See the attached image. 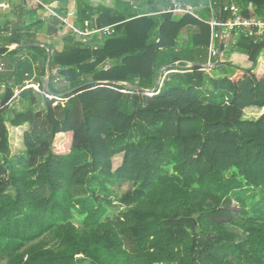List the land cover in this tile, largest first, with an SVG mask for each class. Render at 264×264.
Returning a JSON list of instances; mask_svg holds the SVG:
<instances>
[{
  "label": "trees",
  "instance_id": "obj_1",
  "mask_svg": "<svg viewBox=\"0 0 264 264\" xmlns=\"http://www.w3.org/2000/svg\"><path fill=\"white\" fill-rule=\"evenodd\" d=\"M26 2L0 10V264H264V114L245 118L264 74L224 54L205 70L209 21L264 22V0H43L77 32ZM51 24L60 51L38 38ZM227 41L264 65V36ZM8 125L28 127L19 155Z\"/></svg>",
  "mask_w": 264,
  "mask_h": 264
},
{
  "label": "rangeland",
  "instance_id": "obj_2",
  "mask_svg": "<svg viewBox=\"0 0 264 264\" xmlns=\"http://www.w3.org/2000/svg\"><path fill=\"white\" fill-rule=\"evenodd\" d=\"M71 1V5L70 7L73 8V4L75 0H70ZM88 2H90L91 4H105V5H112L114 0H87ZM21 7H23L22 2L19 4ZM6 6V5H5ZM48 7L50 8H55L59 9V4L58 3H53L51 5H48ZM25 10L24 12H27L29 10H35L37 8H34L29 2H26V6L24 7ZM7 6L4 7L3 9H0L2 12V19L1 22L3 23L6 21L11 22H15L16 21V16H18V13L21 12V9L19 8L18 13H14L12 11H9V9H7ZM49 9V8H48ZM73 12H71L68 17L66 19H63L66 23L68 21L69 24H71V22L68 19H71V14ZM49 14H55V12L51 11L49 9V11L47 10L46 12H44L41 9L37 10V19H41L44 20L45 22L48 23V19H50V15ZM200 14V13H198ZM200 16V15H199ZM62 17V16H61ZM204 18H209L208 16H203ZM63 21V22H64ZM65 25V24H64ZM51 30H50V28ZM53 27V28H52ZM60 29V26L57 25H48L45 28H43V30H40L38 32V38L39 40L44 43V44H51L52 46L56 45V46H60V48L62 49L63 47V43L61 40V36H59L57 33V30ZM72 30L74 32H76L77 30L73 27ZM81 35V34H80ZM62 46V47H61ZM11 49H15V46H12ZM230 63H232L230 61ZM240 63V62H239ZM246 63H244L243 65H245ZM215 67V66H214ZM264 114V109L263 110H259V109H255V108H248L245 112V118L247 119H257L259 118L261 115ZM9 127V132H10V143H11V149H12V155H19L24 151V145H23V133L27 130L28 127H22V128H12L8 125ZM71 141H72V135L71 134H62V135H58L56 138V141L54 143V152L56 154H67L69 153L70 150V146H71ZM120 163V158H116L115 159V166H118ZM128 190V186H124L121 189V192H126Z\"/></svg>",
  "mask_w": 264,
  "mask_h": 264
},
{
  "label": "built area",
  "instance_id": "obj_3",
  "mask_svg": "<svg viewBox=\"0 0 264 264\" xmlns=\"http://www.w3.org/2000/svg\"><path fill=\"white\" fill-rule=\"evenodd\" d=\"M27 3L29 2L34 8H40L41 10H43L44 12H46L47 10L49 11V9L53 12H55V14H49L50 18H56L58 19L62 24H65L69 27H71V29L73 28V26H71L68 21L67 23L63 20L66 19L64 16H60L56 10H54L55 8H50L48 7V5L46 3L43 2V0H26ZM4 7H6L4 4H0V9H3ZM49 8V9H48ZM231 12H232V17L226 21V22H222L220 20H217L215 18H212L209 23L210 26L215 29V32L213 33V38H212V43L209 49L210 52V61L207 64L205 70L209 71L210 69H212L215 65L211 62V58H218L221 59L223 57L224 52H221V50L218 48V44L222 45L228 44V38L230 37L232 32H235L236 36H238L241 33H245L246 36H264V22L257 20V19H244L242 18V16L239 13V9L237 7H231ZM173 13L175 14H193V10L191 7H184L179 3H175L174 9L172 10ZM74 13L71 14V16H73ZM69 20V19H68ZM64 21V22H63ZM77 32V31H76ZM97 33L99 34H111L113 33V29L112 28H106L104 30L98 31ZM81 34V33H79ZM84 35V34H81ZM86 35V34H85ZM221 47V46H220ZM190 67V66H188ZM3 69V65H0V72ZM29 87L33 88L34 90H36L37 92H41L38 86L35 85H30ZM0 88L4 89V85L0 86ZM18 92L16 93L15 97L17 96ZM46 94V93H45ZM47 97L52 98L50 95H47Z\"/></svg>",
  "mask_w": 264,
  "mask_h": 264
},
{
  "label": "crops",
  "instance_id": "obj_4",
  "mask_svg": "<svg viewBox=\"0 0 264 264\" xmlns=\"http://www.w3.org/2000/svg\"><path fill=\"white\" fill-rule=\"evenodd\" d=\"M23 1L24 0H0V4L6 5L7 9H9V11H12L14 13H18L19 8H20L19 4L21 2L23 3ZM56 49L59 51L61 50L60 46H56ZM224 56L228 57L230 59V61L236 67H239V69H241V70L252 69L253 72L256 73L257 75L264 74V65L255 64L253 66V64L250 63V61L248 60L247 57L233 51L232 44L230 42H228V44L225 45V47H224ZM259 62L263 63L264 57L262 59H260ZM244 63H246V64L243 65ZM241 70H239V72H237V74L239 76L243 74V71L241 72Z\"/></svg>",
  "mask_w": 264,
  "mask_h": 264
},
{
  "label": "water",
  "instance_id": "obj_5",
  "mask_svg": "<svg viewBox=\"0 0 264 264\" xmlns=\"http://www.w3.org/2000/svg\"><path fill=\"white\" fill-rule=\"evenodd\" d=\"M30 46H37V45H29V46H22V47H24V48H26V47H30ZM15 48H17V46H15ZM47 49V51H49V49L48 48H46ZM50 52V51H49ZM218 64H219V62H217L216 64H215V66H218ZM195 66H200V65H198V64H196ZM49 67H47V78L45 79V82H44V92L47 94V95H51V92L49 91V89H48V84H49ZM160 85V78L158 79V83H157V87ZM81 88H78V89H75V90H72V91H70L68 94H71V93H74V92H76V91H78V90H80ZM133 89L134 90H136V91H143L142 89H140V88H137V87H133ZM156 90H157V88L156 89H154V90H152V91H144L146 94H148V95H152L153 93H155L156 92Z\"/></svg>",
  "mask_w": 264,
  "mask_h": 264
}]
</instances>
